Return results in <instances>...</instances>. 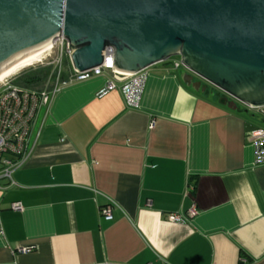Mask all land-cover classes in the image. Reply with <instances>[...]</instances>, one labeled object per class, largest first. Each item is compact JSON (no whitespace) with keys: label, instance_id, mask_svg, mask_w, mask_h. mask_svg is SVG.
Here are the masks:
<instances>
[{"label":"crops","instance_id":"crops-1","mask_svg":"<svg viewBox=\"0 0 264 264\" xmlns=\"http://www.w3.org/2000/svg\"><path fill=\"white\" fill-rule=\"evenodd\" d=\"M178 59L147 69L137 108L99 95L109 72L64 70L0 180V264H264V162L246 138L264 121L186 87Z\"/></svg>","mask_w":264,"mask_h":264},{"label":"water","instance_id":"water-1","mask_svg":"<svg viewBox=\"0 0 264 264\" xmlns=\"http://www.w3.org/2000/svg\"><path fill=\"white\" fill-rule=\"evenodd\" d=\"M60 35L77 71L107 46L124 73L178 56L194 92L210 85L232 111L264 106V0H0V74Z\"/></svg>","mask_w":264,"mask_h":264},{"label":"built area","instance_id":"built-area-1","mask_svg":"<svg viewBox=\"0 0 264 264\" xmlns=\"http://www.w3.org/2000/svg\"><path fill=\"white\" fill-rule=\"evenodd\" d=\"M56 49L54 58L51 57L53 49ZM51 58V61L47 59ZM69 60L68 79L85 80L93 76L109 72L111 79L100 90L99 95L118 88L122 93L125 104L129 108H137L142 96L145 82L148 76L147 69L136 73H124L114 69L113 49L110 46L102 51L100 65L77 71L70 61V47L63 36H58L53 41L52 48L38 61L42 67H49L50 71L39 88L22 87L14 82V78L7 77L0 81V180H7L8 185H13V173L21 166L29 151L30 135L37 114L43 107L49 106L52 98L59 90L60 84L66 81L62 79V59ZM47 61V62H46ZM174 68L183 67L180 59L172 62ZM257 112L259 118L264 121V106L249 108ZM246 138L254 145L256 155L260 162H264V126L248 130ZM2 186H0V189ZM12 210H21L20 203L11 204ZM100 216L109 221L112 219V205L106 204L99 208ZM170 221H177L178 215L167 216ZM29 247H19L18 252H29ZM161 264H166L162 262Z\"/></svg>","mask_w":264,"mask_h":264},{"label":"rangeland","instance_id":"rangeland-1","mask_svg":"<svg viewBox=\"0 0 264 264\" xmlns=\"http://www.w3.org/2000/svg\"><path fill=\"white\" fill-rule=\"evenodd\" d=\"M47 52L48 51H46L44 54H46ZM55 53H56V49L54 48L52 50V53H51V57L52 58H54ZM173 57L177 58V56H173ZM173 57H170V58H173ZM47 61L48 62L51 61V58L47 59ZM39 67L40 68L42 67L41 64L39 62H35L34 64H32V65H30L28 67H25V68L19 70L18 72L14 73L10 77L14 78V82L15 83H18L23 78H25L31 71H33L34 69H37ZM69 68H70L69 60L66 57H63V59H62V69L65 70V72H68L69 71ZM208 90L209 91H213L215 93V95L218 96L216 89H214L212 86L208 85ZM238 106L240 108L246 110L247 113H248V115H252V117H254V119H258L259 120V116H258V114H257L256 111H254L253 109H249V108L247 109L246 107L242 106L241 104H239Z\"/></svg>","mask_w":264,"mask_h":264},{"label":"trees","instance_id":"trees-1","mask_svg":"<svg viewBox=\"0 0 264 264\" xmlns=\"http://www.w3.org/2000/svg\"><path fill=\"white\" fill-rule=\"evenodd\" d=\"M49 71V67H39L31 71L25 78L16 84L27 88H39L46 79Z\"/></svg>","mask_w":264,"mask_h":264},{"label":"bare ground","instance_id":"bare-ground-1","mask_svg":"<svg viewBox=\"0 0 264 264\" xmlns=\"http://www.w3.org/2000/svg\"><path fill=\"white\" fill-rule=\"evenodd\" d=\"M52 46H53V41L51 40L50 47L47 48L45 51H43L41 54H39L37 57H35V58H33V59H31V60H29V61H27V62H25V63H23L21 65H18V66L14 67V68H12L10 70H7V71L1 73L0 74V81L5 79V78H7V77H10L11 75H13L14 73L18 72L19 70H21V69H23L25 67H28V66L34 64L35 62L40 61V59L43 57L44 53L46 51H49L52 48Z\"/></svg>","mask_w":264,"mask_h":264},{"label":"flooded vegetation","instance_id":"flooded-vegetation-1","mask_svg":"<svg viewBox=\"0 0 264 264\" xmlns=\"http://www.w3.org/2000/svg\"><path fill=\"white\" fill-rule=\"evenodd\" d=\"M203 84V83H202Z\"/></svg>","mask_w":264,"mask_h":264}]
</instances>
